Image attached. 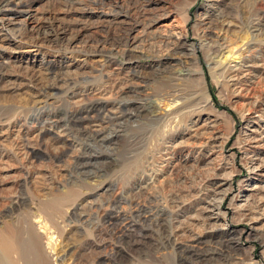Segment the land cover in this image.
<instances>
[{
    "label": "rangeland",
    "instance_id": "1",
    "mask_svg": "<svg viewBox=\"0 0 264 264\" xmlns=\"http://www.w3.org/2000/svg\"><path fill=\"white\" fill-rule=\"evenodd\" d=\"M23 1L0 37V238L18 242L19 263L36 260L34 227L51 264H182L198 235L206 264H264V187L247 202L241 189L227 197L232 233L202 210L220 175L236 186L247 174L244 111L264 103V0ZM240 52L253 75L234 80L226 67ZM173 97L186 108L169 114ZM136 98L156 109L124 117L104 145L81 132L99 103ZM208 115L218 146L194 134ZM86 152L91 175L77 163ZM130 228L146 242H125Z\"/></svg>",
    "mask_w": 264,
    "mask_h": 264
},
{
    "label": "bare ground",
    "instance_id": "2",
    "mask_svg": "<svg viewBox=\"0 0 264 264\" xmlns=\"http://www.w3.org/2000/svg\"><path fill=\"white\" fill-rule=\"evenodd\" d=\"M110 4L109 2H107ZM26 4L23 0H0V37L2 34H5L7 30V25L12 20L11 16H7L5 12H17L18 8L24 6ZM103 5V4H102ZM112 5V4H110ZM5 15V16H3ZM9 19H7V18ZM33 16H30L29 23L32 22L35 26L34 30L38 27L39 23H35V18ZM254 32H259L260 28L258 27V24L254 25L253 27ZM45 31V30H44ZM5 32V33H4ZM46 34L44 37L46 39L49 38V35L52 33H44ZM54 39L58 40L59 37H55ZM74 39L72 37L71 41ZM74 41V40H73ZM68 42V41H67ZM254 47V46H252ZM227 47L220 45L218 48H214V57L226 50ZM230 55H234V51H228ZM250 53V51H249ZM217 54V55H216ZM251 54V53H250ZM245 55V54H244ZM185 56V55H184ZM247 56V55H246ZM212 57V56H211ZM242 58V53H239V58ZM249 58V57H248ZM213 60V59H212ZM182 61V60H180ZM251 62V61H250ZM252 67L254 65L249 63V61L246 60V58H242L241 62H238L234 65H229L226 67L229 72L234 73V80L238 78H251L253 75ZM186 73L181 72V75H187L190 72L188 70H185ZM255 74V73H254ZM180 75V76H181ZM239 75V76H238ZM238 76L237 78H235ZM232 78V77H231ZM233 80V81H234ZM232 81V82H233ZM240 81V80H239ZM251 81V80H250ZM234 86V85H233ZM236 93V92H235ZM181 97V96H180ZM170 98L171 105L172 103L178 104L177 106L171 108V111H169V114H175L179 111L186 108V102L181 98ZM139 101H134L135 104H133V108L126 105L128 100L123 101L122 103H119L117 105L110 106L106 103H99V108H94L91 111L86 112V115L81 119L78 120L79 125L81 127V132L84 134L85 137L90 139L91 141L96 140L100 145H104L108 140L117 132H120L124 129L125 124L124 120L122 119L124 117L126 118V122L130 118V116L133 115H146L145 112H151L156 109L154 100H144V99H135ZM255 106L248 107L244 111V115L247 117V123L245 126V130L243 133L244 136V144H245V152H246V177L242 180V183L238 182L235 186L233 183L234 175L233 173L228 174L225 173L223 175H220L218 177V182L214 188V193L209 199L206 200V203L203 207V212L206 214L207 219L212 220V222L217 223L218 221L223 220V223L220 224V228L222 230H225L227 233L234 232V225L231 223H228L226 221V218L231 210H227L225 212L222 211L223 204L226 201L227 197L235 191L241 189L239 193L241 194L240 197H238V201L240 202H247L248 201V194L246 192L250 191V193H257L258 190H261L264 187V158L261 157L262 152L261 149L264 148V132L259 128L258 125H256V121L264 127V103L259 105L260 107L256 106V102L254 103ZM253 104V105H254ZM110 106V108L108 107ZM174 106V105H172ZM252 106V105H250ZM258 107V108H257ZM175 108V109H174ZM168 110V109H167ZM258 110V111H257ZM155 113V112H154ZM167 114V113H166ZM100 118V119H99ZM99 119V120H98ZM92 120V121H89ZM199 120V119H198ZM202 120V119H201ZM214 122H216L214 119H212V116H209L204 119L203 122L197 123L195 131V135H202L207 137L209 143H212L214 146H218L217 142L221 140V135H218V133H215L213 131L214 128ZM76 123V122H75ZM250 123H254L255 126L248 127ZM111 126H114L116 129L113 132H110L108 135H105L107 129H109ZM216 126V125H215ZM215 129V128H214ZM112 131V130H111ZM84 138V137H83ZM93 139V140H92ZM87 140V139H86ZM243 144V145H244ZM90 145V144H89ZM90 151V150H89ZM244 151V150H243ZM87 153V152H86ZM88 158L86 161H78V165L80 166L81 174H86L87 171L91 175L92 172H90L89 167L96 166L97 162L93 161L96 154L93 153H87ZM249 154V155H247ZM87 170V171H85ZM253 181H256V184L251 186V183ZM240 186L242 188H240ZM248 186V187H247ZM245 191V192H244ZM263 193V192H262ZM255 195V194H254ZM244 196V197H242ZM234 198V197H232ZM261 199V198H260ZM231 202V201H230ZM252 203V202H251ZM241 208H243L245 205L240 204ZM236 208V207H235ZM233 209V208H232ZM238 209V208H237ZM236 212V211H235ZM234 214V213H233ZM232 215V214H231ZM153 222H154V218ZM157 219V218H156ZM260 219V218H257ZM257 219H252V225L247 229H242L241 234L246 235L247 237L253 236L258 231V225L255 222ZM146 220V219H145ZM159 221V225H162L164 220L162 216H158L157 222ZM156 222V223H157ZM151 225V224H150ZM215 225V224H214ZM218 225V224H217ZM139 229V228H138ZM136 228H130L127 230H124L121 238L125 242H130L133 245H140L148 238V235L146 233L141 232ZM195 237L193 240H191L189 245L187 246L186 251L182 252V264H206L210 259L206 254L203 252H200V244L204 243L203 238ZM146 242V241H145ZM29 243L33 248H36V260H31L27 256H25V264H51L49 260V256L46 255V253H42L40 249L43 247L41 245V241H39L38 236L36 235V231L34 230V227L30 229L29 232ZM49 249V247L47 246ZM199 248V249H198ZM18 249V242L15 243H8L4 241L2 238H0V264H20L17 260V257L14 256V253ZM216 250V249H215Z\"/></svg>",
    "mask_w": 264,
    "mask_h": 264
}]
</instances>
